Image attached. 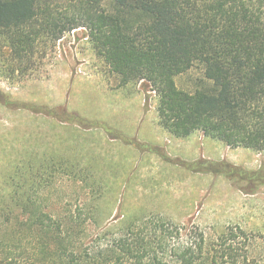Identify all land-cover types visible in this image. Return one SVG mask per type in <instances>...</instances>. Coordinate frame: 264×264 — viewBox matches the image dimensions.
Here are the masks:
<instances>
[{
    "label": "trees",
    "instance_id": "1",
    "mask_svg": "<svg viewBox=\"0 0 264 264\" xmlns=\"http://www.w3.org/2000/svg\"><path fill=\"white\" fill-rule=\"evenodd\" d=\"M77 28L87 29L120 86L150 84L159 123L172 135L201 131L230 148L264 152V0H0L10 73L26 75L40 43ZM194 67L201 74L194 90L181 89L176 78ZM189 166L264 186V169ZM7 185L0 264H264V249L255 254L254 236L238 225L209 234L158 214L101 224L78 199L44 194L52 182L27 186L17 174Z\"/></svg>",
    "mask_w": 264,
    "mask_h": 264
},
{
    "label": "rangeland",
    "instance_id": "2",
    "mask_svg": "<svg viewBox=\"0 0 264 264\" xmlns=\"http://www.w3.org/2000/svg\"><path fill=\"white\" fill-rule=\"evenodd\" d=\"M8 56L0 36V193L18 174L27 186L52 182L44 194L78 199L101 224L158 214L209 234L238 225L254 236L255 254L264 249V186L189 166L224 161L258 171L264 152L228 148L201 131L169 133L150 84L120 86L85 28L40 43L26 75L8 71ZM200 75L194 67L177 84L193 91Z\"/></svg>",
    "mask_w": 264,
    "mask_h": 264
},
{
    "label": "built area",
    "instance_id": "3",
    "mask_svg": "<svg viewBox=\"0 0 264 264\" xmlns=\"http://www.w3.org/2000/svg\"><path fill=\"white\" fill-rule=\"evenodd\" d=\"M78 29H80V28H77V29L72 30V33L75 34L78 31Z\"/></svg>",
    "mask_w": 264,
    "mask_h": 264
},
{
    "label": "crops",
    "instance_id": "4",
    "mask_svg": "<svg viewBox=\"0 0 264 264\" xmlns=\"http://www.w3.org/2000/svg\"><path fill=\"white\" fill-rule=\"evenodd\" d=\"M201 133V135L203 136V137H205V135L203 134V132H200ZM228 148H229V146H228Z\"/></svg>",
    "mask_w": 264,
    "mask_h": 264
}]
</instances>
